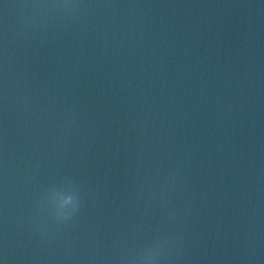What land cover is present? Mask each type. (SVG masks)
Masks as SVG:
<instances>
[{
  "label": "water",
  "instance_id": "obj_1",
  "mask_svg": "<svg viewBox=\"0 0 264 264\" xmlns=\"http://www.w3.org/2000/svg\"><path fill=\"white\" fill-rule=\"evenodd\" d=\"M264 264V0H0V264Z\"/></svg>",
  "mask_w": 264,
  "mask_h": 264
},
{
  "label": "clouds",
  "instance_id": "obj_2",
  "mask_svg": "<svg viewBox=\"0 0 264 264\" xmlns=\"http://www.w3.org/2000/svg\"><path fill=\"white\" fill-rule=\"evenodd\" d=\"M163 248V242H156L146 248L142 256L139 257L141 264H157V261L163 258Z\"/></svg>",
  "mask_w": 264,
  "mask_h": 264
}]
</instances>
